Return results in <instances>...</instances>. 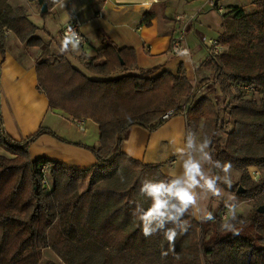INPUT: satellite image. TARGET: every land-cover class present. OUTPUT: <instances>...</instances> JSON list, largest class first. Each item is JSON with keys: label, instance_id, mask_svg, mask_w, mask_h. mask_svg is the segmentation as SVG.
I'll return each mask as SVG.
<instances>
[{"label": "trees", "instance_id": "16d2710c", "mask_svg": "<svg viewBox=\"0 0 264 264\" xmlns=\"http://www.w3.org/2000/svg\"><path fill=\"white\" fill-rule=\"evenodd\" d=\"M59 1L46 0L48 11L41 15ZM254 4L251 12L233 6L221 14L218 39L225 49L216 56L207 54L197 71L199 75L210 65L214 91L225 103L221 107L219 96L199 94L207 77L193 89L183 66L176 72L140 68L132 47L118 46L109 38L94 55H74L76 62L71 47L48 60L49 43L37 35L40 28L27 7L0 0V52L5 54L9 32L26 47L39 49L34 57L37 88L49 108L99 126V144L82 145L97 161L79 168L44 157L31 159L29 147L39 136L60 137L40 126L15 140L6 132L0 112V264H264V212L257 211L264 204V177L255 180L249 174V166L264 167V0ZM147 17L151 15L145 14V24ZM170 109L171 116L184 115L187 137L189 130L201 143L209 137L213 160L231 162L238 171L231 190L241 185L245 191L237 195L257 194L258 202L246 215L237 213L233 223L238 235L223 229L230 217L222 219L221 210L205 223L186 214L190 227L178 235L174 251L162 256L169 248L163 233L145 238L134 211L137 204L147 209L151 203L139 194L142 181L171 177L159 165L124 153L121 143L133 125L156 130ZM103 144L110 145L106 155L101 154ZM43 164L49 189L42 183ZM209 168L211 175L221 172ZM49 252L56 260H45Z\"/></svg>", "mask_w": 264, "mask_h": 264}, {"label": "crops", "instance_id": "0c3cea01", "mask_svg": "<svg viewBox=\"0 0 264 264\" xmlns=\"http://www.w3.org/2000/svg\"><path fill=\"white\" fill-rule=\"evenodd\" d=\"M101 1H103L101 6H107L109 10L105 12L97 10L94 14L89 12L88 19L92 20L95 17L104 19L107 16L108 21L112 22L110 12L115 13V31H112L106 25L103 26L104 30L109 28V31L106 30L107 35L99 40L98 45L93 47L90 53H87L83 46L79 48V53L84 52L86 56L94 55L96 50L103 45L105 39L109 38L118 46L132 47L135 50L137 64L140 68L156 66L159 68V71L176 72L180 66H183L188 76L190 74L194 75L196 71L203 68L207 55L200 57L197 50L198 46L194 42L191 45V40L188 36L186 38L190 50L189 55L174 54L170 51L171 38L177 34L182 21L178 20V10L171 14V16L166 14L168 7L171 5L167 3L168 0H161L164 4L159 6L161 13L160 17H158V22H155V12L152 11L154 5L146 9L143 7L145 1L136 4L130 10L127 9L125 4L119 2L121 0ZM101 1L93 0L92 2ZM186 1L179 0L178 3L183 4ZM221 1L219 0L217 5ZM255 1L224 0V3H221L223 7L221 6L220 8L223 11L222 13L226 12L227 8L233 6L242 7L247 10L254 5ZM190 2H193V0ZM10 3L13 6L17 4L25 5L29 15L31 13L39 14L35 10L34 5L26 0H10ZM175 5L176 8L179 7L177 4ZM196 5L197 8L191 13H200L207 4H205V0H201V4ZM72 7L73 0H60L48 13L53 14L56 21H60L57 30V35L60 37L62 25L71 16L76 14V12H71ZM145 14L151 15V17L146 18L149 19L148 24H145ZM126 16H129L127 18L128 21L132 16L133 19L137 20L136 26H133L132 29L134 32H138L136 38H133L121 28L123 26L122 23H125L122 17ZM197 16L188 25L187 35L190 34L189 30H194L193 27L197 23ZM222 24L223 19L221 15L218 32L214 38H218L219 34L223 31ZM96 29L98 33L94 32V35L101 36V28ZM82 33L86 36L87 43H89L90 34L84 32V30H82ZM11 34L13 33L9 32L6 37L5 54L3 55L0 52V112L6 132L15 140H22L35 133L40 126L47 127L60 138L49 134L39 136L29 147L31 159L44 157L79 168H85L94 164L97 161L95 155L82 145H98L99 138L95 144H90L79 140L74 132L77 133V128L80 130V126H85L87 123L89 127H94L93 129L99 133V126L90 119L75 120L60 110H51L49 108L47 97L37 88L35 54H31L33 49L20 43L15 35L11 39L8 38ZM51 36L55 37L53 34ZM74 55L76 53L74 54L73 52V56H71L72 60L75 59L73 58ZM195 57H199V60L196 62L194 61ZM193 69H195L194 72ZM79 121L81 123H78ZM84 134L85 128L83 129L82 136ZM186 142V120L184 115L177 114L167 118L160 127L153 131L139 125L131 126L122 140L121 148L124 153L144 164L159 165L161 172L169 176L170 172H176V174L182 172L181 163L183 159H187L188 154L197 158L193 147L192 149H185V155L182 159H179L180 154L177 152V149L185 148ZM195 191L198 194L197 202L201 209L206 208L208 211L217 210L216 197L210 193H204L200 189H196ZM198 214L202 215V211Z\"/></svg>", "mask_w": 264, "mask_h": 264}, {"label": "clouds", "instance_id": "9594fccd", "mask_svg": "<svg viewBox=\"0 0 264 264\" xmlns=\"http://www.w3.org/2000/svg\"><path fill=\"white\" fill-rule=\"evenodd\" d=\"M152 3H159V0H146L143 7L149 9ZM73 11H75V5L73 6ZM81 39L79 34L69 27L61 42L59 51L61 53L67 52L69 47L73 51H78ZM127 119L130 121L131 117L129 116ZM211 142L209 137L203 138V143L198 145L201 158L198 159L188 154L187 159H183L181 163L182 172L180 174L170 172L168 174L171 177L170 179H145L141 182L139 194L150 199L151 203L147 209L137 204L134 215L142 223V234L145 238L154 236L158 232L163 233L164 238L169 244V248L166 251H162V256H167L170 251H174L178 235L186 233L190 227L189 221L184 219L186 214L190 213L201 223L214 220L213 213L206 208L201 209L198 204L196 189L219 198L223 196L224 190L218 185V182L223 183L228 188L232 187L230 172L233 166L231 162L226 161L221 163L218 160H213L209 147ZM195 145V133L189 130L185 148L177 149V152L180 154L179 159H182L185 155V149H192ZM205 164H210L214 168L219 169L223 175H210L205 171ZM253 172L254 166H249V174ZM229 200L233 201L232 203H226L230 219H226L222 227L224 230L238 235L239 232L233 222L237 220L239 205L235 196H230ZM201 211L202 215L198 214ZM166 223H170L171 227H165Z\"/></svg>", "mask_w": 264, "mask_h": 264}, {"label": "rangeland", "instance_id": "374dc122", "mask_svg": "<svg viewBox=\"0 0 264 264\" xmlns=\"http://www.w3.org/2000/svg\"><path fill=\"white\" fill-rule=\"evenodd\" d=\"M93 0H73V6L75 5V11H73V7L71 9V12H76V14L78 15V17L80 18L81 22H82V30H84V32L90 34V41L89 43H85L83 44L84 50L87 53H90L92 51L93 47H96L98 45V43L100 42L99 40L103 37L107 35V31H109V28L112 31H115V13L110 12V17L112 18V22L108 21V17L106 16L104 19H100V18H92V20L88 19L89 17V12L94 14L97 10H101L102 12L108 11L109 9L107 8V6L102 7L101 6V2H92ZM115 1V0H113ZM146 2V0H121L119 2H122L123 4H125V6L127 7V9H132V7H135L136 4L142 3V2ZM179 0H168L167 3L171 4L168 7V11H166V14H168L169 16H171V14L177 12L179 13V15L177 17H179V19L181 21L186 20L187 17L190 16V14H194L191 12H194V10L197 8V5L201 4V0H193V2H190L192 0H187L185 3L180 4L178 3ZM220 3V2H219ZM218 3V7H221V3H224V0L221 1V3ZM34 5L35 10H37V12L39 14H32L30 15L31 21H33L39 28L40 30L37 31V35L40 36L45 43H49V49H50V53L51 55L48 57V60H51L53 58L54 55L60 54L61 52L59 51L60 46H61V42H62V38L60 36L57 35V30H58V26H59V22L60 21H56L55 16L53 14H46L44 16L40 15V11H39V6L37 3H32ZM164 4V2H162L160 0L159 3H152L153 8L152 11L155 12V22L159 21L160 17V13H161V9L159 8L160 5ZM177 4L179 7L176 8ZM223 7V6H222ZM256 9V5H252L251 7H249L247 9V12H251L253 10ZM185 12V13H183ZM223 12V11H222ZM219 12L217 8L211 7L209 5H206L204 10H202L200 13L195 15L197 16V23L194 25V30H189V35L188 38H190L191 40V45L192 43H196V45L198 46V52H199V56L200 57H205L207 54L206 52V44L208 43V40L210 38H214L217 35L218 32V25H219V21L221 19V13ZM186 14V15H185ZM132 15V14H130ZM129 15V16H130ZM128 16V17H129ZM126 17H122L123 21H125V23H122L123 26H121L122 30H125L130 36H132L133 38H136L138 36V32H134L133 26H136L137 20L130 18V20L128 21V18ZM176 19V17H175ZM178 19V20H179ZM195 19V18H194ZM177 20V19H176ZM85 22V23H84ZM121 24V23H120ZM107 26L109 27L108 29L104 30L103 26ZM96 28H101V36L100 35H94V32H97ZM55 35V37L51 36V34ZM98 33V32H97ZM57 35V36H56ZM14 37V34H11L8 38H12ZM199 37V38H197ZM32 53L31 54H35V56H37L40 53V50L37 48H33ZM30 48V49H31ZM80 49L78 51H73L74 54L76 53V55L80 54L79 53ZM68 52V51H67ZM199 57H195L194 61H198ZM75 60V59H74ZM193 75V74H192ZM191 74L188 76L193 89L196 88L198 86V81L200 79H202L204 76L207 77V82L205 88L199 93V94H207L208 96H210L211 98H214L215 95L219 96L218 90L217 92L214 91V86H213V70L212 68L209 66L205 67L204 66V70L203 72H201L199 75L196 73L192 76ZM192 92V90L190 91V93ZM219 102L221 107H223L225 105L224 100L222 98V96H219ZM76 124V123H75ZM74 124V125H75ZM89 124L86 123L85 126L77 128L78 132H74V134H76V137L79 140H83L86 141L90 144H95V142L98 140L99 138V133L96 132L95 129H93L94 127H89ZM85 128V134L84 136H82V132L83 129ZM231 128V123L227 124V129ZM75 131V130H74ZM201 144V142L198 140V137H196V145L194 146L195 149V153L197 154V158H201V153L198 150V145ZM109 147L110 145H101V154L102 155H106L109 151ZM205 151H207V149H205ZM0 153H4L3 150L0 149ZM205 171L208 172L210 175V168H209V164H205L204 165ZM259 174L257 176V178L255 180L261 179L264 177V167H258L256 166ZM219 175H223L222 172L219 173ZM251 175V174H250ZM252 177V176H251ZM230 178L232 180V186L238 181V171L232 167V170L230 172ZM253 178V177H252ZM219 185V184H218ZM224 191H223V196L222 197H216L217 200V210H211L210 212L213 213V216H216L217 213L221 210V217L222 219H225L228 217L229 215V211L228 208L226 207V203H232L233 201L229 200L230 196H235L236 201L238 202V209H237V213H240L242 215H246L249 210L254 207L257 202H258V195L254 194L252 197L250 198H243L237 195L236 192L232 191L231 188L229 189L226 185L222 186L219 185ZM219 210V211H218ZM217 212V213H216ZM48 259H52V260H56V257L53 253L49 252L46 253L45 255V260Z\"/></svg>", "mask_w": 264, "mask_h": 264}, {"label": "built area", "instance_id": "2783aa9c", "mask_svg": "<svg viewBox=\"0 0 264 264\" xmlns=\"http://www.w3.org/2000/svg\"><path fill=\"white\" fill-rule=\"evenodd\" d=\"M205 4L211 6V7H216L218 9L219 12H222V9L220 7H218L216 0H205ZM195 14L189 16L185 21H182V23L180 24V27L178 29V32L175 36H173L171 38L170 41V51L174 54H182V55H189L190 54V50L187 44V28L188 25L191 23V21L195 18ZM179 19V18H178ZM72 28L76 33L79 34V36L82 38L81 39V43L80 46H83V44H85L87 42V38L86 36L82 33V22L80 20V18L78 17L77 14H74L73 16H71L61 27V38L63 39L65 36V33L67 32L68 28ZM138 28V27H137ZM206 48H207V54L209 56H216L221 54L224 49L225 46L219 41L218 38H210L208 40V43L206 44ZM195 71V69H193V72ZM244 89H246L247 91L249 90V87H244ZM174 113L173 109L168 110L167 112H165L161 118L162 119H167L169 118L172 114ZM78 123H81V121H79ZM81 127V126H80ZM42 172H43V187H45L46 189L50 188V183L48 180V176H47V168L46 165H42L41 167ZM259 172L257 170V168L254 166V172L251 174V176L256 179L258 176Z\"/></svg>", "mask_w": 264, "mask_h": 264}, {"label": "water", "instance_id": "95a60500", "mask_svg": "<svg viewBox=\"0 0 264 264\" xmlns=\"http://www.w3.org/2000/svg\"><path fill=\"white\" fill-rule=\"evenodd\" d=\"M37 4L39 6L40 13H45L48 11V5H47L46 0H37ZM244 191H245V189L241 185H239L236 189L237 193H242ZM257 211L260 213H263L264 212V204H261L260 206H258Z\"/></svg>", "mask_w": 264, "mask_h": 264}]
</instances>
